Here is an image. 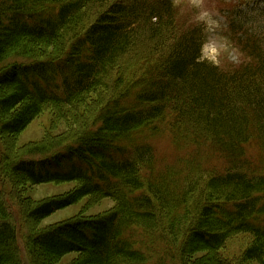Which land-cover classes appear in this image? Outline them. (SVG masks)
<instances>
[{"label": "trees", "instance_id": "trees-1", "mask_svg": "<svg viewBox=\"0 0 264 264\" xmlns=\"http://www.w3.org/2000/svg\"><path fill=\"white\" fill-rule=\"evenodd\" d=\"M184 15L173 0H0V140L50 108L74 126L0 155V264L40 251L47 264H231L221 251L239 234L253 239L240 264H264V29L243 30L244 60L222 67ZM157 140L190 155L158 170ZM199 153L221 174L205 179ZM5 182L76 187L24 206ZM86 197L115 207L29 232L21 252L14 211L37 223Z\"/></svg>", "mask_w": 264, "mask_h": 264}, {"label": "rangeland", "instance_id": "rangeland-1", "mask_svg": "<svg viewBox=\"0 0 264 264\" xmlns=\"http://www.w3.org/2000/svg\"><path fill=\"white\" fill-rule=\"evenodd\" d=\"M173 2L181 8L182 14L185 13L184 23H187L188 20L186 16L190 15L191 19L194 18L192 22L195 21L203 25L204 33L207 37L202 50V58L222 67H228L231 64L235 66L244 60L245 56L239 48V41H237V37L242 35L243 30L256 31L264 29V0H226L225 2L222 0H173ZM73 131L74 126L69 125L68 121L62 118V113L50 108L38 116L24 132L13 140L14 142L11 140H4L5 142L0 140V155L10 151L9 143L12 142L14 146L11 150L16 153L31 145L64 143L69 139ZM153 145L156 149V169L164 167L179 168L180 161L190 155V150L179 152L165 141L157 140ZM195 151H197L196 148ZM196 155L202 157L201 153ZM221 163L215 156L203 154L200 168L203 173L207 174L205 179L212 172L217 173V175H219L218 173L221 174L223 171ZM180 171H183V169H180ZM184 177L188 178L187 172ZM4 184L7 194L10 195L14 192V197L20 199L16 198L18 203H23L24 206L60 198L76 187L75 183L68 182L40 185L24 183L23 185H16L14 189L6 182ZM212 197L214 201L219 198L217 195ZM114 207L115 203L111 199L86 197L77 204L60 210L37 223L20 215L22 212L18 208L13 214L17 223L18 245L21 252L24 253L29 232L45 230L73 218L86 219L102 216L109 213ZM252 240V237L247 234L236 235L227 241L221 251V255L231 264H240L242 255L252 243ZM197 248L201 247L198 246ZM206 256L207 253L203 251H199L194 255L195 260L204 259ZM34 258L37 262L36 264L48 262V256L41 251L36 252ZM78 258V254L70 253L64 256L57 264H73ZM9 264H14V262L11 261ZM202 264H208V261L205 260Z\"/></svg>", "mask_w": 264, "mask_h": 264}, {"label": "bare ground", "instance_id": "bare-ground-1", "mask_svg": "<svg viewBox=\"0 0 264 264\" xmlns=\"http://www.w3.org/2000/svg\"><path fill=\"white\" fill-rule=\"evenodd\" d=\"M203 50V49H202Z\"/></svg>", "mask_w": 264, "mask_h": 264}]
</instances>
